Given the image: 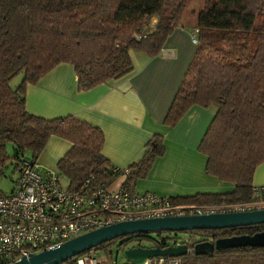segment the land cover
<instances>
[{
    "label": "trees",
    "instance_id": "1",
    "mask_svg": "<svg viewBox=\"0 0 264 264\" xmlns=\"http://www.w3.org/2000/svg\"><path fill=\"white\" fill-rule=\"evenodd\" d=\"M187 1L0 0V177L7 164L17 170L20 158L36 159L54 135L71 144L56 162L69 190H79L81 181L93 175L95 184L123 177L120 185L132 191L135 181L144 178L153 160L164 153L161 135H152L127 173H113L100 153V128L73 115L46 119L27 112L25 86L59 63L72 65L78 90L126 74L132 69L129 51L149 58L157 55L171 28L180 25ZM154 16L157 20L151 25ZM193 27L198 31L195 48L162 124L170 128L193 104L213 107L197 151L205 156L204 173L232 188L167 198L181 206L247 202L253 170L264 161V0H205ZM18 73L21 79L11 87ZM7 143L12 144L13 157L6 153ZM261 231L264 223L132 233L81 254L102 251L108 256L111 247L120 251L143 239L150 247L164 248L175 241L193 248L197 242ZM177 232L188 239L178 241L184 237ZM177 259L179 264H264V246L213 249Z\"/></svg>",
    "mask_w": 264,
    "mask_h": 264
},
{
    "label": "crops",
    "instance_id": "2",
    "mask_svg": "<svg viewBox=\"0 0 264 264\" xmlns=\"http://www.w3.org/2000/svg\"><path fill=\"white\" fill-rule=\"evenodd\" d=\"M193 24L172 27L153 57L129 51V72L86 90L77 89L72 65H55L25 86V110L46 119L73 115L100 128V153L119 167L138 161L152 135H161L164 153L153 160L144 178L135 181L132 191L159 196L229 191L231 184L204 173L205 156L197 151L214 108L193 104L170 128L162 124L195 48L190 38ZM70 146L67 140L50 136L36 158L37 171L56 169L57 160ZM123 181L115 177L109 187ZM63 183L67 184L65 177ZM263 183L264 161L255 166L251 180L252 185Z\"/></svg>",
    "mask_w": 264,
    "mask_h": 264
},
{
    "label": "built area",
    "instance_id": "3",
    "mask_svg": "<svg viewBox=\"0 0 264 264\" xmlns=\"http://www.w3.org/2000/svg\"><path fill=\"white\" fill-rule=\"evenodd\" d=\"M197 32L196 28L191 32L194 44ZM36 167V159L20 158L11 191L7 194L0 191V264L16 262L119 221L264 208V183L251 186V199L247 202L181 206L152 192L128 191L121 185L110 188L104 182L95 184L93 175L81 181L79 190H69L63 183L64 176L56 169L39 172ZM107 168L113 173H127V167L108 164ZM192 253L193 248L186 247L185 255ZM66 261L59 264H112L106 255L97 252L78 254ZM164 261L179 264L177 256L150 257L144 264Z\"/></svg>",
    "mask_w": 264,
    "mask_h": 264
},
{
    "label": "water",
    "instance_id": "4",
    "mask_svg": "<svg viewBox=\"0 0 264 264\" xmlns=\"http://www.w3.org/2000/svg\"><path fill=\"white\" fill-rule=\"evenodd\" d=\"M258 223H264V208L240 212L124 220L87 231L64 241L58 246L30 254L28 257L10 264H59L90 250L98 244L132 233L228 228ZM245 245L264 246V231L251 235L220 238L214 242H197L193 245V253L195 255L209 254L213 249L219 250ZM185 252L186 246L175 244V241L164 248L132 246L120 250V254L129 264H144L150 257L181 256Z\"/></svg>",
    "mask_w": 264,
    "mask_h": 264
},
{
    "label": "rangeland",
    "instance_id": "5",
    "mask_svg": "<svg viewBox=\"0 0 264 264\" xmlns=\"http://www.w3.org/2000/svg\"><path fill=\"white\" fill-rule=\"evenodd\" d=\"M204 1L205 0H188L187 3L185 4V6L182 8L181 15L179 17V19H180L179 24H182V23H184L186 25H191V23L193 24V22L195 21V13L202 7ZM155 22H152L150 19L149 24L152 25ZM134 37H135L134 39H136V40L140 39L138 35H135ZM20 79H21V73L16 74L14 77H12V79L10 81V86L15 87V85H17V83H19ZM6 153L9 157H13L15 155L11 143L6 144ZM13 161H15V159H13ZM17 176H18V170H13V165L7 164L2 169V176L0 177V191L3 194H7L11 191L13 180ZM149 234L151 236H154L153 233H149ZM177 235H178V237H180L181 235L184 237L183 239H179L178 241H180V240L185 241L188 239L187 235L181 234L180 232H177ZM145 244L146 243L143 239V240L139 241L138 246L150 247V245H145ZM128 247H132V246H128ZM108 251H110V254H108V256L102 251H97V254L98 255H104V256L106 255L108 261L112 262V264L113 263H115V264H129L122 257V255L120 254V251L118 249H116L115 247H111L110 249H108Z\"/></svg>",
    "mask_w": 264,
    "mask_h": 264
}]
</instances>
